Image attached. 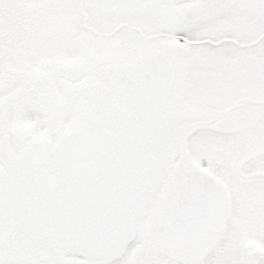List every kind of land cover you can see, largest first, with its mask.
<instances>
[{
    "label": "snow or ice",
    "instance_id": "1",
    "mask_svg": "<svg viewBox=\"0 0 264 264\" xmlns=\"http://www.w3.org/2000/svg\"><path fill=\"white\" fill-rule=\"evenodd\" d=\"M0 264H264V0H0Z\"/></svg>",
    "mask_w": 264,
    "mask_h": 264
}]
</instances>
